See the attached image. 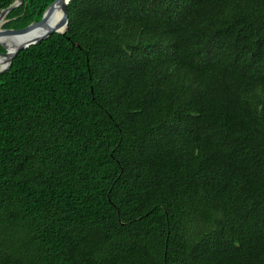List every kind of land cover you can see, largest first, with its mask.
Returning a JSON list of instances; mask_svg holds the SVG:
<instances>
[{
  "label": "trees",
  "instance_id": "1",
  "mask_svg": "<svg viewBox=\"0 0 264 264\" xmlns=\"http://www.w3.org/2000/svg\"><path fill=\"white\" fill-rule=\"evenodd\" d=\"M68 14L0 75V264H264V0Z\"/></svg>",
  "mask_w": 264,
  "mask_h": 264
},
{
  "label": "water",
  "instance_id": "2",
  "mask_svg": "<svg viewBox=\"0 0 264 264\" xmlns=\"http://www.w3.org/2000/svg\"><path fill=\"white\" fill-rule=\"evenodd\" d=\"M72 0H56L48 9L45 11L43 18L38 23H33L24 29H6L4 25L9 21L6 19L7 15L15 8H18L23 4V0H16L13 5L2 11L0 14V21L5 19L2 30H0V38H11L17 39L20 43L13 49L9 48L0 42V46L5 49V53L0 54V57L4 58L5 67L0 68V75L6 71H9L13 60L17 55L43 41L49 39L55 33L66 34L69 29V14L68 6ZM61 10L62 18L59 21H54V13L56 10Z\"/></svg>",
  "mask_w": 264,
  "mask_h": 264
},
{
  "label": "bare ground",
  "instance_id": "3",
  "mask_svg": "<svg viewBox=\"0 0 264 264\" xmlns=\"http://www.w3.org/2000/svg\"><path fill=\"white\" fill-rule=\"evenodd\" d=\"M61 18H62V12H61V10L58 9L54 13L53 19H54V21L57 22V21L61 20ZM4 21H5V19L0 21V30H2V27L4 25ZM0 42L3 43L4 45H6L9 48V50H13L20 43V41L17 39H11V38H6V37L0 38ZM4 67H5L4 58L0 57V68H4ZM174 77L177 81L181 82L176 76H174Z\"/></svg>",
  "mask_w": 264,
  "mask_h": 264
},
{
  "label": "clouds",
  "instance_id": "4",
  "mask_svg": "<svg viewBox=\"0 0 264 264\" xmlns=\"http://www.w3.org/2000/svg\"><path fill=\"white\" fill-rule=\"evenodd\" d=\"M198 80V75L196 73H192L185 81L183 82H187V81H195ZM182 83V82H180Z\"/></svg>",
  "mask_w": 264,
  "mask_h": 264
}]
</instances>
